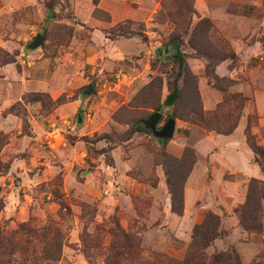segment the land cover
<instances>
[{"label":"rangeland","instance_id":"374dc122","mask_svg":"<svg viewBox=\"0 0 264 264\" xmlns=\"http://www.w3.org/2000/svg\"><path fill=\"white\" fill-rule=\"evenodd\" d=\"M156 111L172 138L145 126ZM243 117L258 173L246 128L264 147V0H0V264H264V200L261 229L240 222L254 176L222 170L207 140ZM209 212L220 235L191 256Z\"/></svg>","mask_w":264,"mask_h":264},{"label":"trees","instance_id":"16d2710c","mask_svg":"<svg viewBox=\"0 0 264 264\" xmlns=\"http://www.w3.org/2000/svg\"><path fill=\"white\" fill-rule=\"evenodd\" d=\"M95 3L99 2V0H94ZM51 17H53V13L52 11L49 10V14ZM179 48V47H178ZM175 57L176 60L179 61L180 63V67L183 70L185 68V59L182 57L180 49H176V53H175ZM182 70H180V76L182 74ZM178 74V75H179ZM181 96V88L178 86L177 82L174 83V85L171 88L170 93L167 95L164 104L167 106H173L178 99ZM163 105H159L157 106L156 109H160ZM204 114L201 113V116H203ZM172 116H176L174 112H172ZM223 125V124H222ZM221 124L216 126L215 129L217 130L218 133L221 134H231L234 132V130L236 129L238 122H236L233 126H228L225 128L221 127ZM248 128H246V136H247V141L249 146L251 147V149L253 150L254 153H256L257 155L260 156V158L258 157L256 160L258 162V164L261 166L262 171L264 172V147L263 145L259 144L255 138V135L250 131V127L247 126ZM169 161L165 164H171V162L174 165V162L179 160V159H169ZM194 161V160H193ZM193 164V162H191ZM177 171V170H176ZM169 175V179H168V185L170 188V192H171V196H172V208L173 211L180 213V210L177 209V202H181V206H183L184 204V185L186 182V179L188 177V173L184 176H181L180 172H175L174 175L172 172L166 171ZM171 176V177H170ZM181 176V177H180ZM173 177L178 178V183L174 184L173 183ZM181 181V182H180ZM259 180L257 178H252L250 184H249V195H248V199L247 201L244 203V205L241 207V219L240 222L241 224L248 230H259L262 228V223L259 221V211L261 209V205H262V200H264V184L263 182H261L262 184L259 185ZM254 194L256 196H258V203H259V207L256 208H252L251 206V195ZM220 216H218L217 214L213 213V212H209L206 217L205 220L200 223L197 224L194 230V235H193V242L192 245L190 247L189 253L191 254V256L193 255V253H195V250L200 246V242L201 239L204 240L203 244L201 246H209L212 241L214 239L217 238V236L220 235V231H219V226L221 225L220 222ZM248 222V223H247ZM250 222V223H249ZM253 222V225H252ZM248 224V225H247ZM252 226V227H251ZM228 258H232L233 264H242L239 261L238 256H231L229 255ZM222 258H219L218 261H221ZM187 262H189L188 260H186ZM225 262V259L223 257V260ZM191 263V262H190Z\"/></svg>","mask_w":264,"mask_h":264},{"label":"crops","instance_id":"0c3cea01","mask_svg":"<svg viewBox=\"0 0 264 264\" xmlns=\"http://www.w3.org/2000/svg\"><path fill=\"white\" fill-rule=\"evenodd\" d=\"M244 118L245 117H243L242 122L239 124L236 131L233 132L232 134H228V135L221 134V133H217L215 135L210 134L207 136V140H213L214 144H216V141H217L218 143L221 144L222 149L226 151V152L225 151L222 152L224 153L223 156H225L222 170H224L225 172L228 171L230 174L242 173L246 177H250V178L253 176L257 177L261 175L260 166L258 165L259 167L258 173H256L252 169L253 166L251 167V165L248 163V160H247L248 155L251 154L250 149L248 148L247 144L241 143L240 141V136L244 135V132L242 131V127H241L242 125L245 124ZM240 158H242V162H240ZM240 164H244V167L239 166ZM222 179H223V176H222ZM192 180H190V182ZM218 194L220 196V193ZM191 197H192V192H191V189L189 188V183H188L184 191V206L186 208L184 212H186V214H187L188 209H190V207L192 206ZM186 214L184 216H186ZM181 217L182 216H180V218ZM182 221H185V220L182 219Z\"/></svg>","mask_w":264,"mask_h":264},{"label":"water","instance_id":"95a60500","mask_svg":"<svg viewBox=\"0 0 264 264\" xmlns=\"http://www.w3.org/2000/svg\"><path fill=\"white\" fill-rule=\"evenodd\" d=\"M45 38L43 35H37L33 41L29 44L30 50H35L42 46ZM163 114L159 111L153 113L148 119L144 121L145 126L151 129L152 133L162 139H170L174 136L176 130V119L171 117L168 121L162 126L161 129H158V124L162 119Z\"/></svg>","mask_w":264,"mask_h":264}]
</instances>
